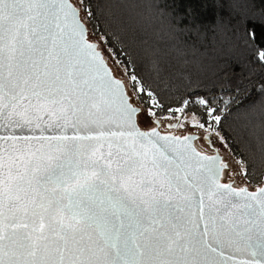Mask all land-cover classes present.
Returning <instances> with one entry per match:
<instances>
[{"label":"snow or ice","instance_id":"1","mask_svg":"<svg viewBox=\"0 0 264 264\" xmlns=\"http://www.w3.org/2000/svg\"><path fill=\"white\" fill-rule=\"evenodd\" d=\"M122 2L0 0V264H264V138L250 160L225 129L257 101L167 103ZM196 5L264 67V0L152 3L181 32Z\"/></svg>","mask_w":264,"mask_h":264},{"label":"trees","instance_id":"2","mask_svg":"<svg viewBox=\"0 0 264 264\" xmlns=\"http://www.w3.org/2000/svg\"><path fill=\"white\" fill-rule=\"evenodd\" d=\"M152 3L153 0H123L113 8L129 20L135 35L142 37L136 43L140 74L158 86L161 97L173 106L191 91L211 90L216 95L232 96L239 87L242 99L250 92L243 103L257 101L252 112L254 119L248 124L244 119L230 116L225 121V129L237 153L258 160L260 139L264 138V108L258 101L255 86L264 81V67L253 61L252 53L227 28L217 25L213 9L203 10L202 5H196L198 30L181 32L188 19L176 25L157 19ZM216 11L227 23V6ZM153 62H158V72L153 69ZM262 172L264 168L257 165L253 170V184Z\"/></svg>","mask_w":264,"mask_h":264},{"label":"flooded vegetation","instance_id":"3","mask_svg":"<svg viewBox=\"0 0 264 264\" xmlns=\"http://www.w3.org/2000/svg\"><path fill=\"white\" fill-rule=\"evenodd\" d=\"M163 130H164V131H171V130L167 129L166 126H165V128H164Z\"/></svg>","mask_w":264,"mask_h":264},{"label":"rangeland","instance_id":"4","mask_svg":"<svg viewBox=\"0 0 264 264\" xmlns=\"http://www.w3.org/2000/svg\"><path fill=\"white\" fill-rule=\"evenodd\" d=\"M205 147H207V146L205 145Z\"/></svg>","mask_w":264,"mask_h":264}]
</instances>
